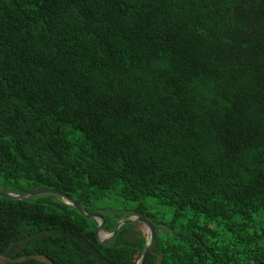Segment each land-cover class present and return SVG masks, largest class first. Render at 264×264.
I'll use <instances>...</instances> for the list:
<instances>
[{
  "label": "trees",
  "instance_id": "trees-1",
  "mask_svg": "<svg viewBox=\"0 0 264 264\" xmlns=\"http://www.w3.org/2000/svg\"><path fill=\"white\" fill-rule=\"evenodd\" d=\"M0 179L156 229L145 264H264V0H0ZM148 199L172 209L158 220ZM56 195L0 196L4 264H137Z\"/></svg>",
  "mask_w": 264,
  "mask_h": 264
},
{
  "label": "water",
  "instance_id": "water-1",
  "mask_svg": "<svg viewBox=\"0 0 264 264\" xmlns=\"http://www.w3.org/2000/svg\"><path fill=\"white\" fill-rule=\"evenodd\" d=\"M47 194L56 195V196L61 197L65 203L73 205L74 207H76V209L81 214L85 215L88 218H94V219L98 220L99 226L96 230V235H97L98 240L103 244H106L107 242L112 240L117 235L118 230L122 225L128 224V223H143L145 225L146 229L148 231H150L151 236L148 240V244H147V247L144 251V254L142 255L141 259L138 261L137 264H145L147 256H148L149 252L151 251V249L154 245L155 237H156L155 226L147 218H145L143 216H136L135 218L123 219L117 223V225H116V227H115V229H114V231L110 237H108L106 239H102L101 234L105 233V231H104V227L106 224L105 218L99 214L87 213L86 210L82 207V205L76 199H74L73 197H71L70 195H68L65 192H62V191L57 190V189H49V188H38V189L28 191V192L22 193V194L5 192V191L0 190V196L10 198V199H16V200H25V199H29V198H32L35 196L47 195Z\"/></svg>",
  "mask_w": 264,
  "mask_h": 264
},
{
  "label": "rangeland",
  "instance_id": "rangeland-1",
  "mask_svg": "<svg viewBox=\"0 0 264 264\" xmlns=\"http://www.w3.org/2000/svg\"><path fill=\"white\" fill-rule=\"evenodd\" d=\"M0 190L5 192L8 190V188L3 184L2 179H0ZM142 202L143 201H140V204L150 206V212L156 219L164 221V219L169 220V218L171 217L172 209L168 206L158 204L157 200L148 199L145 200L144 203ZM137 205L138 202L128 201L120 196L118 192L109 191L105 194L103 199L96 203V210L92 214H99L103 217L109 218H114L117 215L126 217L136 209ZM136 216L140 215H133L130 218H135ZM141 229L148 236V238H150L151 233L146 229L143 223ZM105 233L107 234L106 238L110 237L112 234L111 232L107 231H105ZM101 238L106 239L103 235ZM8 260L9 258H7L6 256H0V264H4Z\"/></svg>",
  "mask_w": 264,
  "mask_h": 264
},
{
  "label": "bare ground",
  "instance_id": "bare-ground-1",
  "mask_svg": "<svg viewBox=\"0 0 264 264\" xmlns=\"http://www.w3.org/2000/svg\"><path fill=\"white\" fill-rule=\"evenodd\" d=\"M102 235L104 236V238L107 237V234H106V233H102V234H101V237H102Z\"/></svg>",
  "mask_w": 264,
  "mask_h": 264
}]
</instances>
